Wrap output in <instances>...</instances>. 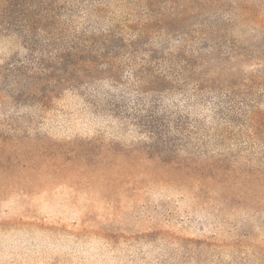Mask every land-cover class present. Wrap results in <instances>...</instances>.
Wrapping results in <instances>:
<instances>
[{
  "label": "rangeland",
  "instance_id": "obj_1",
  "mask_svg": "<svg viewBox=\"0 0 264 264\" xmlns=\"http://www.w3.org/2000/svg\"><path fill=\"white\" fill-rule=\"evenodd\" d=\"M0 264H264V0H0Z\"/></svg>",
  "mask_w": 264,
  "mask_h": 264
}]
</instances>
